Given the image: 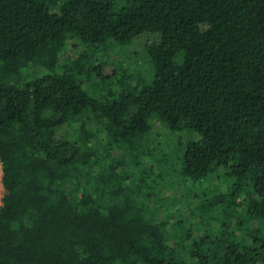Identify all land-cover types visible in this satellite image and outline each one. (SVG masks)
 <instances>
[{"label":"trees","instance_id":"obj_1","mask_svg":"<svg viewBox=\"0 0 264 264\" xmlns=\"http://www.w3.org/2000/svg\"><path fill=\"white\" fill-rule=\"evenodd\" d=\"M144 34L149 77L103 72ZM0 164V264H264V0H0Z\"/></svg>","mask_w":264,"mask_h":264},{"label":"rangeland","instance_id":"obj_2","mask_svg":"<svg viewBox=\"0 0 264 264\" xmlns=\"http://www.w3.org/2000/svg\"><path fill=\"white\" fill-rule=\"evenodd\" d=\"M156 36L153 34H144L141 35L137 38H135L130 45L126 46H111L109 50L106 51V55L103 53L100 54V57L102 58V61L104 62L103 65V72L105 74H110L113 72V68L116 65L122 64L124 67L127 68V70H130L139 76H142L144 78L150 76V65L148 61V57L142 47L145 44L152 43L156 41ZM80 48L82 47L81 45H78ZM69 48L71 45L68 46ZM103 56V57H102ZM65 129V128H64ZM64 129L59 130V135H62L64 133ZM153 139H154V145L160 144L159 148H155V153L157 154V158L160 156H169L172 154L175 149H179V142H184L190 138V135L193 136L192 134L186 133V132H180L178 133H171L166 131V129L160 124L156 123L153 127ZM195 136V135H194ZM166 155V156H165ZM170 156V157H172ZM152 160V159H151ZM138 161V160H137ZM152 162V161H150ZM141 162H137L138 165H134L135 172L132 175L133 177H139V172L143 170ZM153 165V163H151ZM154 171L159 172L157 167L155 166L154 163ZM165 169V170H164ZM168 169V170H166ZM179 168L178 165L176 164L174 159H168L166 164L162 167V172L160 173V178L163 177L162 181H159L157 184V187L161 188L160 189V195H169L173 193L174 190L178 194H183L184 191H191L192 189V182L184 178L180 175L178 172ZM122 171H127V169H122ZM207 186L204 187L203 190H208L210 194L213 192H219V191H224L225 187L223 186V183L220 182V179H216L214 177L210 178L206 183H204L201 186ZM4 192L2 183H1V172H0V205H1V197ZM159 193V191H158ZM164 196V197H165ZM190 201L187 197H185V201L180 203L179 209H175L172 207H169L167 209L163 208L161 216L163 218H173V216H176L179 213L180 209H183V211L186 213L187 212V202ZM190 204L193 205L195 202H191ZM176 214V215H175ZM160 216V217H161ZM181 218V216L179 217Z\"/></svg>","mask_w":264,"mask_h":264},{"label":"built area","instance_id":"obj_3","mask_svg":"<svg viewBox=\"0 0 264 264\" xmlns=\"http://www.w3.org/2000/svg\"><path fill=\"white\" fill-rule=\"evenodd\" d=\"M0 172H1V164H0Z\"/></svg>","mask_w":264,"mask_h":264}]
</instances>
